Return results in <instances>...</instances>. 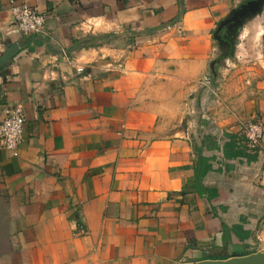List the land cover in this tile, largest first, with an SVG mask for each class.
Here are the masks:
<instances>
[{
	"label": "crops",
	"instance_id": "obj_1",
	"mask_svg": "<svg viewBox=\"0 0 264 264\" xmlns=\"http://www.w3.org/2000/svg\"><path fill=\"white\" fill-rule=\"evenodd\" d=\"M244 1L37 0L49 17L26 36L0 0V56L20 44L0 74V122L7 105L26 112L18 154L0 143V264L264 252V137L253 150L242 137L245 121L264 125V100L213 129L196 108L213 34Z\"/></svg>",
	"mask_w": 264,
	"mask_h": 264
},
{
	"label": "rangeland",
	"instance_id": "obj_2",
	"mask_svg": "<svg viewBox=\"0 0 264 264\" xmlns=\"http://www.w3.org/2000/svg\"><path fill=\"white\" fill-rule=\"evenodd\" d=\"M227 36V44L214 38L211 80L197 93V114L206 125L212 121L211 129L217 127L214 116L243 114L249 103L264 100V4Z\"/></svg>",
	"mask_w": 264,
	"mask_h": 264
},
{
	"label": "built area",
	"instance_id": "obj_3",
	"mask_svg": "<svg viewBox=\"0 0 264 264\" xmlns=\"http://www.w3.org/2000/svg\"><path fill=\"white\" fill-rule=\"evenodd\" d=\"M9 1L16 27L21 34L28 36L43 31L49 13L41 12L36 8L34 2L37 0ZM79 70H83V68H79ZM207 79L208 76L205 77L204 84L208 83ZM25 121L26 112L22 103L4 107V117L0 122V143L3 148L9 150L13 155L18 154V147L23 141ZM242 137L248 149L258 148L264 137L262 121L254 118L247 122L242 131Z\"/></svg>",
	"mask_w": 264,
	"mask_h": 264
},
{
	"label": "water",
	"instance_id": "obj_4",
	"mask_svg": "<svg viewBox=\"0 0 264 264\" xmlns=\"http://www.w3.org/2000/svg\"><path fill=\"white\" fill-rule=\"evenodd\" d=\"M264 0H246L241 3L237 8L233 9L228 17L223 19L217 26L213 36L215 39L222 41V36L220 35L221 29L234 21L235 25L238 26L242 24V21L252 14H256L262 8ZM20 50L19 43H13L9 48L0 56V74L6 75L7 68L13 61L14 57L18 54ZM211 69V66H210ZM208 75L207 82L210 83L211 78ZM207 83V84H208ZM186 264H264V252H256L243 256H233L227 259L220 260H203L199 262H190Z\"/></svg>",
	"mask_w": 264,
	"mask_h": 264
},
{
	"label": "trees",
	"instance_id": "obj_5",
	"mask_svg": "<svg viewBox=\"0 0 264 264\" xmlns=\"http://www.w3.org/2000/svg\"><path fill=\"white\" fill-rule=\"evenodd\" d=\"M208 140L211 139L210 136H206ZM209 158L202 155L201 152H199V168L196 167V177H195V185L199 186L202 190H206V188L202 184V179L207 174L209 169L211 168V165L208 164ZM233 230H235L234 227H232ZM222 230L223 231H231V229L228 227L227 224H222Z\"/></svg>",
	"mask_w": 264,
	"mask_h": 264
},
{
	"label": "flooded vegetation",
	"instance_id": "obj_6",
	"mask_svg": "<svg viewBox=\"0 0 264 264\" xmlns=\"http://www.w3.org/2000/svg\"><path fill=\"white\" fill-rule=\"evenodd\" d=\"M235 28H236V25H235L234 21H232L229 24L225 25L220 31V35L222 36L223 40L222 41L218 40L219 41L218 43L219 44L220 43L227 44L228 43L227 42V38H228L227 35L231 34Z\"/></svg>",
	"mask_w": 264,
	"mask_h": 264
}]
</instances>
